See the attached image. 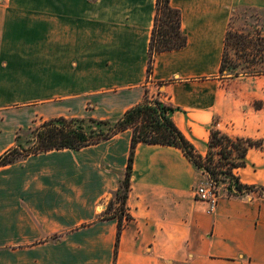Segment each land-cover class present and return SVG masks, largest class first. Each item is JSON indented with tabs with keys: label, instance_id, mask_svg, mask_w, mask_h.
<instances>
[{
	"label": "crops",
	"instance_id": "obj_1",
	"mask_svg": "<svg viewBox=\"0 0 264 264\" xmlns=\"http://www.w3.org/2000/svg\"><path fill=\"white\" fill-rule=\"evenodd\" d=\"M170 3L187 45L155 55L149 79L157 0H0V156L39 121L117 120L149 89L203 157L213 130L264 142V71H221L231 31L264 38V0ZM131 139L126 130L0 168V264H264V196L222 195L209 211L195 195L204 171L179 148L145 143L116 254L119 221L101 217ZM246 161L234 174L264 187V147Z\"/></svg>",
	"mask_w": 264,
	"mask_h": 264
},
{
	"label": "trees",
	"instance_id": "obj_2",
	"mask_svg": "<svg viewBox=\"0 0 264 264\" xmlns=\"http://www.w3.org/2000/svg\"><path fill=\"white\" fill-rule=\"evenodd\" d=\"M227 35V40L230 37ZM233 37H238L237 35ZM187 45V37L182 30V20L179 10L171 6L170 0H157L156 15L151 35L149 49L148 77L150 79L153 71V61L155 55L163 52L174 51L184 48ZM225 67L222 64L221 71ZM174 107L164 103L159 98H151L146 91L142 102L128 109L125 114L117 120H96L82 118L59 117L44 121L34 128L33 142L30 147L23 148L20 144V136H17L19 143L0 156V168L11 165L25 159L31 155H38L56 150H79L103 141L113 139L119 133L131 130L132 139L130 154L127 165L126 178L121 182L117 198L121 201L119 210L111 213L113 201L110 200L102 220L117 218L119 221L115 253L118 252V245L125 221L132 220L128 212L127 199L131 189V178L136 149L139 143L150 145H162L176 147L183 151L184 155L203 171H209L203 164L211 153L214 141L217 138L236 139L243 143L242 148H238L241 153V160L231 164L230 170L226 173L235 182V193L229 195L243 196L250 193H258L264 196V187L249 186L241 183L234 174V170L247 165L246 156L250 148H263L264 142L261 140L234 138L213 130L211 133L210 149L206 157L199 154L195 146L176 126L171 117ZM96 126V127H94ZM105 126L107 129L97 128Z\"/></svg>",
	"mask_w": 264,
	"mask_h": 264
},
{
	"label": "rangeland",
	"instance_id": "obj_3",
	"mask_svg": "<svg viewBox=\"0 0 264 264\" xmlns=\"http://www.w3.org/2000/svg\"><path fill=\"white\" fill-rule=\"evenodd\" d=\"M255 16L261 17L258 12L254 13ZM255 24V25H254ZM243 29H255L256 23L242 22ZM240 33L231 31L230 37L227 40V47L224 56V71L225 75L246 74L264 71V38L250 35L245 31L237 30ZM237 35L238 37H233ZM157 86H152V90H157ZM150 92V89L147 90ZM151 98V94H149ZM42 124L39 121L34 124L30 130L21 131L20 144L23 148H28L33 142V130ZM96 127V126H94ZM97 128L107 129L105 126ZM243 143L236 139L217 138L214 141V146L206 161L203 163L209 171L204 170L207 175L204 187L212 189L216 192L217 197L222 195H229L230 192L235 193V182L226 173L231 168V164L237 163L241 160V153L238 148H242ZM113 201V208L111 213L117 211L121 207V201L116 195L111 198Z\"/></svg>",
	"mask_w": 264,
	"mask_h": 264
},
{
	"label": "built area",
	"instance_id": "obj_4",
	"mask_svg": "<svg viewBox=\"0 0 264 264\" xmlns=\"http://www.w3.org/2000/svg\"><path fill=\"white\" fill-rule=\"evenodd\" d=\"M198 200L204 201L209 204V211H213L217 204V194L212 189L200 187L195 192Z\"/></svg>",
	"mask_w": 264,
	"mask_h": 264
}]
</instances>
